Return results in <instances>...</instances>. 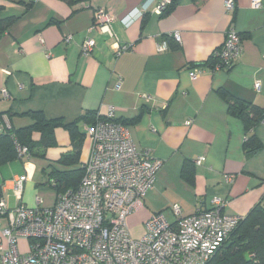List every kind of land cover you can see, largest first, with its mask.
<instances>
[{"label":"crops","instance_id":"obj_1","mask_svg":"<svg viewBox=\"0 0 264 264\" xmlns=\"http://www.w3.org/2000/svg\"><path fill=\"white\" fill-rule=\"evenodd\" d=\"M225 1L177 0L169 11L156 14V0H78L73 5L33 0L29 7L21 0H0V20L12 19L0 27L1 126L27 127L33 123L30 112L73 124L83 137L79 162L84 163L90 152L84 128L90 124L77 121L80 114L92 110L107 116L112 108L115 118L138 117L129 123L134 144L160 160L161 167L142 206L126 219L133 238L142 235L152 213L164 211L170 219L173 205L190 215L210 209L219 198L223 212L245 216L264 192V121L253 130L262 148L246 156L244 124L228 112L218 92L264 109V0L258 7L252 0H233L230 12ZM96 8L112 16L110 32L89 29ZM136 10L142 14L136 16ZM231 28L242 38L241 52L231 66L212 69L210 58ZM175 32L179 42L171 36ZM88 38L95 46L83 55ZM162 42L168 48L160 52ZM116 43L132 47L116 55ZM195 70L200 72L191 79ZM54 136L56 144L44 157L15 158L0 166V197L9 208L19 203L13 183L24 174L20 202L35 207L39 196L44 205L53 203L56 192L51 188L49 194L42 184L43 171L71 149L72 138L63 126L54 129ZM38 138L33 132L32 139ZM7 225L1 217L0 233Z\"/></svg>","mask_w":264,"mask_h":264},{"label":"built area","instance_id":"obj_2","mask_svg":"<svg viewBox=\"0 0 264 264\" xmlns=\"http://www.w3.org/2000/svg\"><path fill=\"white\" fill-rule=\"evenodd\" d=\"M171 2L156 0L153 12L161 14ZM251 4L258 7L260 0ZM233 8L234 1L226 0L225 9L230 12ZM140 14L142 11L136 10L135 15ZM111 23L112 16L104 8H96L89 29L110 32ZM171 36L180 41L177 32ZM94 46L92 38L86 39L81 53L89 55ZM131 47L116 43L114 53L119 55ZM167 48L166 42L157 46L160 52ZM241 49L240 36L231 28L215 55L222 64L231 65ZM199 72L193 71L190 78ZM254 87L258 90L260 83L255 82ZM3 93L8 97L6 91ZM113 114L110 108L107 117ZM84 130L90 139V152L75 189L56 194L49 206L37 196L36 206L29 207L20 202L24 174L13 183L17 206L9 208L0 197V218L8 220L2 230L7 245L3 248L0 244V264H206L242 219L223 212L225 203L219 198L212 200L210 209L190 215H183L173 205L170 219L164 211L152 213L143 222L142 235L133 238L126 219L142 206L161 161L135 146L126 124L97 120ZM17 153L24 162L31 158L27 147L17 145ZM20 242H24V249L19 248Z\"/></svg>","mask_w":264,"mask_h":264},{"label":"trees","instance_id":"obj_3","mask_svg":"<svg viewBox=\"0 0 264 264\" xmlns=\"http://www.w3.org/2000/svg\"><path fill=\"white\" fill-rule=\"evenodd\" d=\"M32 1L21 0L26 7H29ZM62 1L73 5L78 0ZM176 1L172 0L171 4L161 14L169 11ZM11 21L12 19L0 20L1 29H5ZM240 39H242L241 36ZM211 58L210 67L212 69L217 64H220V68L231 66L222 64L221 59L217 56H211ZM218 93L226 100L228 112L239 118L244 124L245 132L247 133V137L243 141L245 155L251 156L257 153L262 148V143L253 130L263 120L264 109L255 104L237 99L223 89H219ZM29 115L32 117L33 123L27 127L14 129L2 126L0 131V166L12 159H20L17 153V145L27 147L31 157H44L46 149L56 144L54 129L58 126H63L70 132L72 137L71 149L61 153L54 163L46 166L43 171L45 180L42 184L50 186L56 194L75 189L83 176V163L79 162L82 134L76 129L75 125H64L59 119L48 120L41 112H30ZM137 118L132 120H121L115 117L108 118L98 114L96 111L88 110L80 114L76 120L87 124H93L97 120H110L129 126V123H133ZM33 132L39 133L38 140L32 139ZM206 264H264V192L260 200L242 217L229 238Z\"/></svg>","mask_w":264,"mask_h":264},{"label":"rangeland","instance_id":"obj_4","mask_svg":"<svg viewBox=\"0 0 264 264\" xmlns=\"http://www.w3.org/2000/svg\"><path fill=\"white\" fill-rule=\"evenodd\" d=\"M88 141H89V138L85 137V143ZM46 187H47V190L49 191V194H50V192L52 191L51 187H49L48 185H46ZM0 237L2 238V241H3V248H5L7 244H6V239L3 236L2 232L0 233ZM19 248L24 249V242H20Z\"/></svg>","mask_w":264,"mask_h":264}]
</instances>
